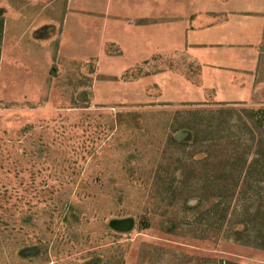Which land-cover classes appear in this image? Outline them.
Segmentation results:
<instances>
[{
  "label": "rangeland",
  "instance_id": "1",
  "mask_svg": "<svg viewBox=\"0 0 264 264\" xmlns=\"http://www.w3.org/2000/svg\"><path fill=\"white\" fill-rule=\"evenodd\" d=\"M222 1L0 0V264H264V0Z\"/></svg>",
  "mask_w": 264,
  "mask_h": 264
},
{
  "label": "crops",
  "instance_id": "2",
  "mask_svg": "<svg viewBox=\"0 0 264 264\" xmlns=\"http://www.w3.org/2000/svg\"><path fill=\"white\" fill-rule=\"evenodd\" d=\"M227 1V0H226ZM217 3H218V5H219V2L217 1ZM224 3V0L222 1V7H224L225 6V4H223ZM218 5H216V2H215V7L214 8H211V6L209 7V9L210 10H206V14H208V15H216V14H218V15H221V13H222V11H221V8L218 6ZM202 11V10H201ZM226 13V12H225ZM186 29H190V27L189 26H187L186 27ZM145 76H148L149 75V73H146V72H144L143 73Z\"/></svg>",
  "mask_w": 264,
  "mask_h": 264
},
{
  "label": "trees",
  "instance_id": "3",
  "mask_svg": "<svg viewBox=\"0 0 264 264\" xmlns=\"http://www.w3.org/2000/svg\"><path fill=\"white\" fill-rule=\"evenodd\" d=\"M259 118H262V119H264V114H262ZM56 211H57V213H58V215L56 216L57 217V219H58V216H61L60 214H61V211H60V209H56ZM63 216V215H62ZM263 247H264V243H263V245H262Z\"/></svg>",
  "mask_w": 264,
  "mask_h": 264
}]
</instances>
